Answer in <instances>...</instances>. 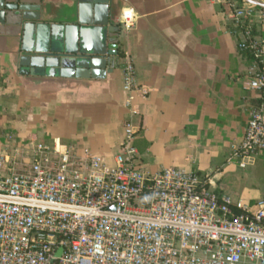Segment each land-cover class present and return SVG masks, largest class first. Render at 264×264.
<instances>
[{
  "label": "crops",
  "instance_id": "obj_1",
  "mask_svg": "<svg viewBox=\"0 0 264 264\" xmlns=\"http://www.w3.org/2000/svg\"><path fill=\"white\" fill-rule=\"evenodd\" d=\"M75 1L42 4L59 10ZM230 2L264 5V0H109L113 21L127 8L137 18L131 30H121L118 68L103 79L20 74L12 55L0 49V150L11 154L35 142H57L114 166L127 117L122 90L127 55L137 84L147 88L136 98V164L152 173L193 171L234 203L251 207L264 200V151L245 167L229 160L250 106L264 104V89L244 88L255 61L238 48L241 35L229 18ZM253 34L264 31L256 27Z\"/></svg>",
  "mask_w": 264,
  "mask_h": 264
},
{
  "label": "built area",
  "instance_id": "obj_2",
  "mask_svg": "<svg viewBox=\"0 0 264 264\" xmlns=\"http://www.w3.org/2000/svg\"><path fill=\"white\" fill-rule=\"evenodd\" d=\"M229 6L241 35L238 48L255 61L244 88L260 93L264 34L256 37L253 31H264V9ZM136 18L132 8L123 9L121 30H131ZM122 90L127 117L114 166L57 142H35L11 154L0 150V264H264V200L251 207L234 203L193 171L152 173L138 166L136 98L147 88L137 84L127 55ZM262 151L259 102L250 106L229 160L245 167Z\"/></svg>",
  "mask_w": 264,
  "mask_h": 264
},
{
  "label": "water",
  "instance_id": "obj_3",
  "mask_svg": "<svg viewBox=\"0 0 264 264\" xmlns=\"http://www.w3.org/2000/svg\"><path fill=\"white\" fill-rule=\"evenodd\" d=\"M120 33L109 0H76L59 10L42 0H0V49L20 74L103 79L118 68Z\"/></svg>",
  "mask_w": 264,
  "mask_h": 264
},
{
  "label": "trees",
  "instance_id": "obj_4",
  "mask_svg": "<svg viewBox=\"0 0 264 264\" xmlns=\"http://www.w3.org/2000/svg\"><path fill=\"white\" fill-rule=\"evenodd\" d=\"M251 55V53H249ZM118 55H122V53L118 50ZM252 56V55H251ZM253 58V57H252Z\"/></svg>",
  "mask_w": 264,
  "mask_h": 264
}]
</instances>
